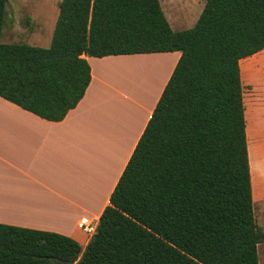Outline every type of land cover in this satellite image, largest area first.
<instances>
[{
	"label": "trees",
	"instance_id": "16d2710c",
	"mask_svg": "<svg viewBox=\"0 0 264 264\" xmlns=\"http://www.w3.org/2000/svg\"><path fill=\"white\" fill-rule=\"evenodd\" d=\"M0 96L59 121L91 80L84 56L179 57L83 248L0 223V264H259L240 59L264 49V0H205L174 30L159 0H59L50 44L2 41Z\"/></svg>",
	"mask_w": 264,
	"mask_h": 264
},
{
	"label": "crops",
	"instance_id": "0c3cea01",
	"mask_svg": "<svg viewBox=\"0 0 264 264\" xmlns=\"http://www.w3.org/2000/svg\"><path fill=\"white\" fill-rule=\"evenodd\" d=\"M50 24L52 35L55 21ZM84 57L91 80L81 100L59 121L44 119L0 96V223L64 234L83 248L179 52ZM151 60L163 65L147 97L136 105L121 74L123 68L136 70ZM82 217L94 222L93 231L82 229Z\"/></svg>",
	"mask_w": 264,
	"mask_h": 264
},
{
	"label": "rangeland",
	"instance_id": "374dc122",
	"mask_svg": "<svg viewBox=\"0 0 264 264\" xmlns=\"http://www.w3.org/2000/svg\"><path fill=\"white\" fill-rule=\"evenodd\" d=\"M159 1L174 30L192 27L205 2V0ZM58 2L59 0H8L2 41L6 43L24 42L48 47L51 40L50 23L57 17ZM143 64L142 69H147L145 63ZM160 66L153 70L148 80L144 78L142 80V76L140 79L133 80L132 76H135L133 68L131 66L123 68L121 76L125 87L131 90L132 99L141 101L138 97L143 96L142 93L155 84L157 72L161 70ZM239 67L244 85L247 147L254 211L258 224L264 232V49L240 59ZM137 68L136 70H139V66ZM113 74L118 75L117 71ZM147 84H150L148 88ZM141 87L143 91L140 93ZM145 95L147 97V93ZM152 97L154 94L149 99L151 102ZM149 101L148 104H150ZM258 258L259 264H264V239L258 244Z\"/></svg>",
	"mask_w": 264,
	"mask_h": 264
},
{
	"label": "bare ground",
	"instance_id": "6f19581e",
	"mask_svg": "<svg viewBox=\"0 0 264 264\" xmlns=\"http://www.w3.org/2000/svg\"><path fill=\"white\" fill-rule=\"evenodd\" d=\"M145 63V66L147 67V69L145 68V70L144 69H142V65H144L143 63H141V64H139V70H133V73L135 74V76H132L133 77V80H135V78L136 79H140V77L142 76V80H143V78L144 79H147L148 80V78H149V75L153 72V70L157 67V66H160V64H162V62H160V60L158 61V60H154V61H148V62H144ZM142 66V67H141ZM144 68V67H143ZM144 71H146V72H144ZM158 73V72H157ZM134 74H131V75H134ZM132 79V78H131ZM141 81V80H140ZM146 81V80H145ZM144 81V82H145ZM150 81H151V76H150ZM135 83H136V81H134ZM146 83V82H145ZM147 83H149V82H147ZM139 84V83H138ZM143 85H144V83H143ZM149 85L150 84H147L146 86H147V88L149 87ZM140 89H142L141 91H140V93L143 91V88L141 87ZM139 93V94H140ZM144 96H145V94H146V91L144 92V93H142ZM137 95V94H136ZM144 96H141V97H138L139 99H143V98H145ZM137 100V99H136ZM136 102V105L140 102V101H135Z\"/></svg>",
	"mask_w": 264,
	"mask_h": 264
},
{
	"label": "built area",
	"instance_id": "2783aa9c",
	"mask_svg": "<svg viewBox=\"0 0 264 264\" xmlns=\"http://www.w3.org/2000/svg\"><path fill=\"white\" fill-rule=\"evenodd\" d=\"M80 225L82 226V229H84L87 232H91L94 230V222L88 220L87 217H82L80 219Z\"/></svg>",
	"mask_w": 264,
	"mask_h": 264
},
{
	"label": "water",
	"instance_id": "95a60500",
	"mask_svg": "<svg viewBox=\"0 0 264 264\" xmlns=\"http://www.w3.org/2000/svg\"><path fill=\"white\" fill-rule=\"evenodd\" d=\"M65 264H74L73 261H64Z\"/></svg>",
	"mask_w": 264,
	"mask_h": 264
}]
</instances>
